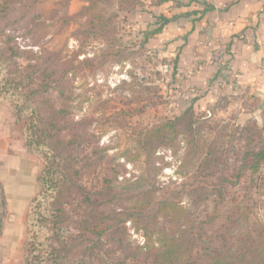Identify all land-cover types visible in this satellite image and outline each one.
<instances>
[{
	"label": "trees",
	"instance_id": "16d2710c",
	"mask_svg": "<svg viewBox=\"0 0 264 264\" xmlns=\"http://www.w3.org/2000/svg\"><path fill=\"white\" fill-rule=\"evenodd\" d=\"M44 2L0 0V102L24 122L25 146L44 162L26 216L24 264H264V217L255 225L232 217L219 240L205 238L195 231L197 223L181 200L186 188L179 190L177 180L158 181L169 165H162L158 152L171 150L179 160L177 176L195 182L201 200L214 201L217 209L245 174L260 172L264 142L246 148L234 173L210 170L220 157L215 149L206 152L196 95L182 113L141 129L123 145L102 144L104 133L116 129L117 118L108 115L107 101L101 102L102 111H84L86 100L77 101V83L129 58L118 37L127 33L123 13L143 1L86 0L73 18L85 20L75 31L79 46L71 51L39 44L38 36L48 26L37 13ZM71 18L63 22L69 24ZM162 25L144 33V42ZM91 39L101 45L89 52ZM255 134L261 141V133ZM213 178L218 182L209 190L204 183ZM7 215L0 179V236Z\"/></svg>",
	"mask_w": 264,
	"mask_h": 264
},
{
	"label": "rangeland",
	"instance_id": "374dc122",
	"mask_svg": "<svg viewBox=\"0 0 264 264\" xmlns=\"http://www.w3.org/2000/svg\"><path fill=\"white\" fill-rule=\"evenodd\" d=\"M136 8L126 15L124 22L127 33L120 32L124 46L128 49L123 63L114 64L105 71H97L95 76L88 75L77 83L78 102H83L84 111L98 109L102 111L101 102L107 101L105 109L108 115L117 118L116 129L104 133L102 144L114 145L117 141L120 145L125 139L138 133L143 128H150L161 125L170 118L182 113L191 105L194 96L198 95V102L195 103L197 117L200 118L201 135L207 140L206 152L215 149L216 155L220 157L218 165H210V170H217V173H234L239 165L240 159L250 145L264 142V94H230L219 93L213 99H209L204 92L191 94L186 88L179 89V84L187 83L190 80L183 76L179 78L173 72L174 59L179 53V45H170L167 38L155 34L148 42H144V33L151 32L164 24L157 17L167 15L172 24L179 23V14L171 13V8L179 7L181 0H167L166 3L158 5L159 0H142ZM87 5L86 0H45L37 9L46 26L38 42L52 50L67 48L69 51L77 49L79 43L75 39V31L83 23L85 18L78 17L75 22L74 16ZM168 11V12H167ZM153 14V16H151ZM64 17H72L71 23L65 24ZM73 19V20H72ZM163 39V40H162ZM91 43L89 52L100 47L101 43ZM174 41V40H173ZM175 74V75H174ZM128 84L125 85L123 82ZM226 90V89H223ZM202 91V90H201ZM54 100L58 94L54 91L49 93ZM83 111V112H84ZM82 113V112H81ZM99 114L96 115L98 117ZM204 116L205 118H201ZM255 125V131L261 133V141L256 132H250L247 127ZM0 129L8 138H12L18 147L13 151L6 148V142L0 140V179L3 182L7 200L9 201L8 215L3 222V230L0 241L3 242L6 232L17 229L16 238L10 239L13 255L20 258L24 264V244L27 235L26 216L31 199L38 192V177L44 167V162L37 155L29 152L25 146L24 122H18L12 111L0 102ZM4 139V138H2ZM20 143V144H19ZM257 144V145H258ZM184 145V142H183ZM22 146V147H21ZM249 146V147H250ZM32 156L31 172L26 177L21 176L23 172V159L18 155L23 149ZM117 149L112 150L114 153ZM185 148H182L180 155H183ZM158 155L163 158L162 165L165 166L158 176L159 183L167 184L177 180L179 190L185 189L182 194V201L190 209L192 218L196 221L195 231L205 238L208 236L222 237L230 228L232 217H242L249 220L251 224H257L264 217V163L259 173L245 174L240 183L230 189V199L220 204L215 209L214 201L204 202L199 197V189L194 183L188 184L182 176H177L176 169L179 160L174 153L168 149H160ZM209 155V153H208ZM9 156V158H8ZM8 163H13V175ZM132 171V165H128ZM2 172L4 174H2ZM184 181V182H183ZM24 182L27 187V198L21 199L25 205L18 206V187ZM218 182L216 178L204 183L207 189H212L213 183ZM26 202V203H25ZM213 218V220H210ZM6 231V232H5ZM4 232V233H3ZM2 237V238H1ZM1 243V242H0ZM21 261H17L19 264Z\"/></svg>",
	"mask_w": 264,
	"mask_h": 264
},
{
	"label": "crops",
	"instance_id": "0c3cea01",
	"mask_svg": "<svg viewBox=\"0 0 264 264\" xmlns=\"http://www.w3.org/2000/svg\"><path fill=\"white\" fill-rule=\"evenodd\" d=\"M166 2L159 0L157 4ZM171 9V13L167 12L179 14V23L172 24L166 14L162 15L167 20L157 35L167 38L170 45H179L173 72L179 78L186 76L195 58L200 61L197 71L187 83L179 84V89L197 88L209 99L221 92L264 94V0H181L179 7ZM159 18L156 15V20ZM0 140L11 151L18 148L2 129ZM18 155L23 159L21 176L26 177L29 171L31 175L32 156L24 149ZM8 165L10 173L17 177L13 163ZM18 190V206L25 205L21 199L27 198L26 184L21 182ZM16 233L17 229L6 232L3 242L0 241V264H23L22 252L17 259L11 248Z\"/></svg>",
	"mask_w": 264,
	"mask_h": 264
},
{
	"label": "built area",
	"instance_id": "2783aa9c",
	"mask_svg": "<svg viewBox=\"0 0 264 264\" xmlns=\"http://www.w3.org/2000/svg\"><path fill=\"white\" fill-rule=\"evenodd\" d=\"M199 63H200L199 59L195 58V60L193 61L192 65L189 68L188 75H186V77L188 78L191 77L197 71ZM190 91H191V94L199 92L197 88H192L190 89Z\"/></svg>",
	"mask_w": 264,
	"mask_h": 264
}]
</instances>
